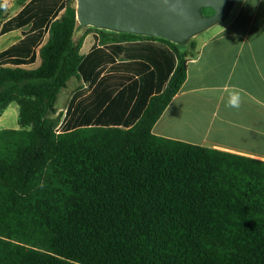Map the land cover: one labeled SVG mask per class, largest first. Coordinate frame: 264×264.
I'll use <instances>...</instances> for the list:
<instances>
[{
  "label": "trees",
  "instance_id": "obj_1",
  "mask_svg": "<svg viewBox=\"0 0 264 264\" xmlns=\"http://www.w3.org/2000/svg\"><path fill=\"white\" fill-rule=\"evenodd\" d=\"M19 2L6 19L0 0V35L23 30L0 52V117L16 103L21 127L0 131V264H264V161L153 134L186 45L101 32L83 57L76 0Z\"/></svg>",
  "mask_w": 264,
  "mask_h": 264
},
{
  "label": "crops",
  "instance_id": "obj_2",
  "mask_svg": "<svg viewBox=\"0 0 264 264\" xmlns=\"http://www.w3.org/2000/svg\"><path fill=\"white\" fill-rule=\"evenodd\" d=\"M17 13L9 15L7 11L6 19ZM15 32L20 33L10 43L15 44L23 37V30L0 35V40ZM191 43L194 49L188 48ZM187 44L193 56L188 61L186 81L154 125L153 134L264 161V0H237L221 22ZM94 45L83 44L81 55L88 56ZM40 63L38 58L25 68L35 69ZM73 79L79 81L77 89L88 86ZM66 89L59 95L56 110L68 108L74 96L75 92L60 107L62 97L67 96ZM233 89L241 96L239 108L227 106ZM127 119L128 116L123 121ZM2 120L3 116L0 127Z\"/></svg>",
  "mask_w": 264,
  "mask_h": 264
},
{
  "label": "water",
  "instance_id": "obj_3",
  "mask_svg": "<svg viewBox=\"0 0 264 264\" xmlns=\"http://www.w3.org/2000/svg\"><path fill=\"white\" fill-rule=\"evenodd\" d=\"M77 19L96 27L186 45L221 22L237 0H76Z\"/></svg>",
  "mask_w": 264,
  "mask_h": 264
},
{
  "label": "rangeland",
  "instance_id": "obj_4",
  "mask_svg": "<svg viewBox=\"0 0 264 264\" xmlns=\"http://www.w3.org/2000/svg\"><path fill=\"white\" fill-rule=\"evenodd\" d=\"M7 4V11L9 15H13L17 13L21 9V4L19 0H3ZM101 32H104L105 35L108 37H116L118 36V32H115L117 34H112L109 30L105 29H98L96 27L88 26V27H83L81 26L75 36V40L78 41L81 38L85 37L84 44H94L95 43V37H102L103 34ZM19 32H15L12 34H9L5 37H3L0 40V52L7 49L19 35ZM48 39V38H47ZM188 48H190V44H187ZM184 49V45L182 46ZM79 81L76 79L71 80L70 83H68V89L64 90V92L67 93V96H63L61 101H60V107L62 106V101L65 100L67 101V98L70 94L74 93L75 90L79 87L77 86ZM67 108V107H66ZM66 108L61 107L57 109V112L55 114L50 115V117L55 120L59 126L62 125L64 119H65V113H66ZM7 112L4 111V113L1 115L3 116L2 124L3 126L0 127V131L4 129H15L16 127H19V106L16 103H12L8 108ZM1 124V125H2ZM21 128V127H19Z\"/></svg>",
  "mask_w": 264,
  "mask_h": 264
},
{
  "label": "clouds",
  "instance_id": "obj_5",
  "mask_svg": "<svg viewBox=\"0 0 264 264\" xmlns=\"http://www.w3.org/2000/svg\"><path fill=\"white\" fill-rule=\"evenodd\" d=\"M241 104V96L235 89L229 91V98L227 101V106L232 108H239Z\"/></svg>",
  "mask_w": 264,
  "mask_h": 264
}]
</instances>
